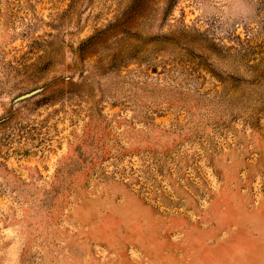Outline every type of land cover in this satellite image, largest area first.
Listing matches in <instances>:
<instances>
[{
    "label": "rangeland",
    "instance_id": "rangeland-1",
    "mask_svg": "<svg viewBox=\"0 0 264 264\" xmlns=\"http://www.w3.org/2000/svg\"><path fill=\"white\" fill-rule=\"evenodd\" d=\"M0 264H264V0H0Z\"/></svg>",
    "mask_w": 264,
    "mask_h": 264
}]
</instances>
